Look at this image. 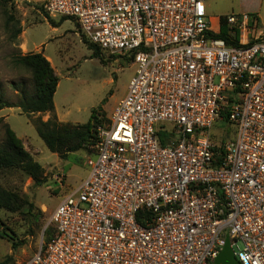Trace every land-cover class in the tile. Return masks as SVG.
I'll return each mask as SVG.
<instances>
[{
  "label": "built area",
  "instance_id": "2783aa9c",
  "mask_svg": "<svg viewBox=\"0 0 264 264\" xmlns=\"http://www.w3.org/2000/svg\"><path fill=\"white\" fill-rule=\"evenodd\" d=\"M92 42L132 57L126 95L95 132L90 170L51 214V238L21 264H213L228 233L264 264V23L206 0H47ZM235 126L216 151L217 121ZM166 131V144L161 142ZM217 156H222L218 160Z\"/></svg>",
  "mask_w": 264,
  "mask_h": 264
},
{
  "label": "rangeland",
  "instance_id": "374dc122",
  "mask_svg": "<svg viewBox=\"0 0 264 264\" xmlns=\"http://www.w3.org/2000/svg\"><path fill=\"white\" fill-rule=\"evenodd\" d=\"M47 0H0V96L13 104L0 110V147L4 145L6 125L22 140L24 147L44 169L46 181L36 183L22 168L0 170V188L19 195L24 207L18 211L0 209V261L9 255L8 264L29 260L47 242L51 214L62 199L75 192L90 170V150L81 149L62 158L52 152L36 129L38 119L47 120L48 112H25L16 106L23 91H36L32 72L18 63L25 54L42 52L51 58L60 77L54 95L58 120L86 123L93 108L102 107L107 117L126 95L136 65L128 58L101 50L95 56L82 40L79 25L69 18L53 26L46 18ZM208 15L217 25L221 16L253 13L264 23V0H206ZM61 20V16L53 18ZM22 33L14 40L16 28ZM235 126L217 121L211 129L214 143L233 139ZM18 243L13 248V240Z\"/></svg>",
  "mask_w": 264,
  "mask_h": 264
},
{
  "label": "trees",
  "instance_id": "16d2710c",
  "mask_svg": "<svg viewBox=\"0 0 264 264\" xmlns=\"http://www.w3.org/2000/svg\"><path fill=\"white\" fill-rule=\"evenodd\" d=\"M46 18L53 26H58L64 20L69 18L73 19L76 24L79 25V23L72 17L61 16V20L56 21L53 19L54 17H51L46 13ZM220 23V31L218 33H214L213 36L225 39L228 45H239V34L236 33L235 36L230 34L229 27L227 26V18L221 16ZM21 33V27L16 28L13 34L14 40H16ZM82 40L90 49L93 50V54L95 56H100L102 58L101 50L107 51L99 44L88 39L84 33ZM109 54L113 56L120 55L131 61L133 58V56L126 57L124 54H112L110 52ZM18 63L31 70L35 81L36 91L31 95H28L23 91L22 99L16 106L21 107L25 112H49L52 114L47 120L38 119L36 121L37 132L45 142L46 146L52 152L58 153L62 158H66L72 152L87 148L92 154L96 129L99 125L108 121L102 107L93 108L90 120L86 123L62 122L58 120V117L54 113V95L57 91L60 77L49 59L42 52H33L22 55L18 59ZM12 106L15 105L3 102V99L0 96V110L4 107ZM224 122L228 123L226 115H224ZM160 134L162 144H166L167 132L161 131ZM224 143L225 141L215 143V150L222 151ZM221 157L222 156H217L218 160H220ZM10 167L22 168L28 175L32 176L38 184L46 181V175H44L43 167L24 147L22 140L8 123L6 125L4 145L0 147V170ZM24 205L25 204H23L19 195L0 188V209L18 211L24 207ZM50 228L51 234L49 235L48 240L51 238L53 232V227L51 226ZM4 235L8 236L7 233H0L1 237H4ZM11 239L13 240L12 237ZM12 246L13 248H17L18 243L13 240ZM10 260H12V256L9 255L5 260L0 261V264H8Z\"/></svg>",
  "mask_w": 264,
  "mask_h": 264
},
{
  "label": "water",
  "instance_id": "95a60500",
  "mask_svg": "<svg viewBox=\"0 0 264 264\" xmlns=\"http://www.w3.org/2000/svg\"><path fill=\"white\" fill-rule=\"evenodd\" d=\"M213 264H242L231 244L230 235L225 236L224 244L214 259Z\"/></svg>",
  "mask_w": 264,
  "mask_h": 264
},
{
  "label": "crops",
  "instance_id": "0c3cea01",
  "mask_svg": "<svg viewBox=\"0 0 264 264\" xmlns=\"http://www.w3.org/2000/svg\"><path fill=\"white\" fill-rule=\"evenodd\" d=\"M218 21H220V18H218V20H217V22ZM48 59H49V61L51 62V64H52V61H51V58L50 57H48L47 55H45ZM52 66L55 68V70H57L56 69V67L52 64ZM57 72V71H56ZM57 74H58V72H57ZM1 114V113H0ZM48 114H50L49 112H48ZM57 115V114H56ZM58 116V115H57ZM64 122H70V121H64ZM73 123V122H72Z\"/></svg>",
  "mask_w": 264,
  "mask_h": 264
}]
</instances>
